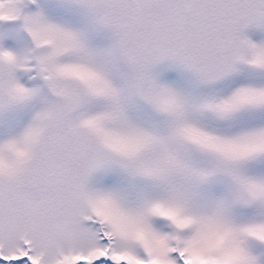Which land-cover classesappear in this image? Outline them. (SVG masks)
Wrapping results in <instances>:
<instances>
[{"label":"snow or ice","instance_id":"1","mask_svg":"<svg viewBox=\"0 0 264 264\" xmlns=\"http://www.w3.org/2000/svg\"><path fill=\"white\" fill-rule=\"evenodd\" d=\"M0 264H264V0H0Z\"/></svg>","mask_w":264,"mask_h":264}]
</instances>
